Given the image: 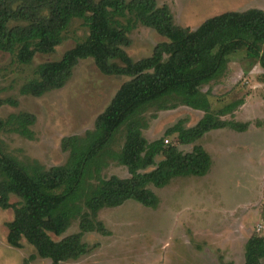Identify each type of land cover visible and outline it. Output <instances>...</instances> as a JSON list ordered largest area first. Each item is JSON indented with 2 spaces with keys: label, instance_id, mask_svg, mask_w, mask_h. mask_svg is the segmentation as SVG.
<instances>
[{
  "label": "trees",
  "instance_id": "trees-1",
  "mask_svg": "<svg viewBox=\"0 0 264 264\" xmlns=\"http://www.w3.org/2000/svg\"><path fill=\"white\" fill-rule=\"evenodd\" d=\"M74 20L82 22L86 35L58 60L38 65L20 94L41 97L62 89L82 60H92L104 76L127 80L92 130L62 139L61 150L68 154L64 164L48 169L36 162L23 165L0 148V209L13 212L6 223V242L20 249L24 240L35 251L31 258L51 264L89 254L85 234H109L98 219L101 210L127 201L155 209L159 199L151 187L164 188L177 178L204 177L212 158L203 147L194 145L184 153L166 140L176 136L180 145L188 146L216 130L245 132L247 123L221 119L242 102L214 113L209 92L202 88L223 78L230 56L240 51L264 70L263 10L226 11L191 29L175 25L168 7L158 6L156 0H0V52L16 54L21 64H30L37 54H52ZM137 25L164 41L150 56L134 61L126 49ZM16 104L0 100V107ZM179 107L203 115L191 127L180 120L161 138L147 141L145 114ZM14 119L16 132L30 139L35 117L23 113ZM6 126L0 119V133ZM119 137L122 143L115 150ZM110 160L124 167L129 177L103 178L101 172ZM11 197L17 202L10 203ZM75 221L78 231L63 236ZM262 259L264 238L253 235L244 245L243 264H261Z\"/></svg>",
  "mask_w": 264,
  "mask_h": 264
},
{
  "label": "rangeland",
  "instance_id": "rangeland-1",
  "mask_svg": "<svg viewBox=\"0 0 264 264\" xmlns=\"http://www.w3.org/2000/svg\"><path fill=\"white\" fill-rule=\"evenodd\" d=\"M156 3L168 7L175 25L191 29L226 11H264V0ZM85 35L82 22L74 20L61 45L52 54L35 55L30 64H21L16 54L0 52V100L17 103L0 107V119L7 125L0 133V148L23 165L36 162L48 169L64 164L68 154L61 150L62 139L92 130L97 117L127 80L104 76L92 60H82L62 89L41 97L20 94L21 86L35 77L38 65L58 60ZM129 38L131 44L126 51L134 61L150 56L156 44L164 41L140 25ZM202 91L209 92L214 113L241 101L239 107L221 119L247 123V130L212 131L188 146L180 145L176 136L168 138L167 145L184 153L194 145L203 147L212 158L209 172L204 177L174 179L164 188L151 187L159 199L155 209L127 201L101 210L98 219L109 234H85L83 240L91 248L89 254L60 264H243L246 241L253 235L264 238V70L250 54L240 51L230 56L226 75ZM23 113L35 117L30 139L16 132L14 116ZM202 115L187 107L165 112L151 110L144 116L147 128L143 136L154 141L178 121L191 127ZM120 143L119 137L115 150ZM101 176L129 177L126 169L112 160ZM15 202L17 199L11 197L10 203ZM12 218V210L0 209V264H51L47 259L31 258L35 251L24 240L20 249L7 244L6 223ZM77 231L75 221L63 236Z\"/></svg>",
  "mask_w": 264,
  "mask_h": 264
}]
</instances>
